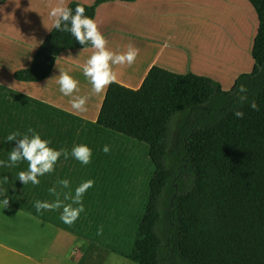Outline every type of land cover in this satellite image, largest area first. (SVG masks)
I'll return each instance as SVG.
<instances>
[{
  "label": "trees",
  "instance_id": "16d2710c",
  "mask_svg": "<svg viewBox=\"0 0 264 264\" xmlns=\"http://www.w3.org/2000/svg\"><path fill=\"white\" fill-rule=\"evenodd\" d=\"M103 1L70 0L66 6L73 12L83 6L93 19ZM249 1L259 19L254 62L229 89L210 76L154 64L137 88L110 84L96 119L89 121L0 84V161H7L16 146L7 136L19 132L22 138L29 128L50 148L70 153L83 144L92 152L88 165L61 156L54 171L38 177L35 186L18 179L19 172L28 170L27 161L0 166V200L6 196L9 204L28 213L106 242L113 236L129 238L117 227L137 196L127 256L138 264H264V0ZM87 47L91 45L79 44L70 32L52 27L29 66L15 69L12 76L41 81L60 52ZM241 86L246 91L240 92ZM242 95L247 99L240 103ZM253 101L258 110L250 107ZM236 110L244 113L242 119ZM129 142L146 148L148 169L141 190L134 184L140 162L127 150ZM61 179L69 181L68 189L60 188ZM87 180L94 184L83 195L84 211L73 225L60 220L62 208L36 211L37 200L56 199L49 188L55 186L64 200L63 193L74 194Z\"/></svg>",
  "mask_w": 264,
  "mask_h": 264
},
{
  "label": "crops",
  "instance_id": "0c3cea01",
  "mask_svg": "<svg viewBox=\"0 0 264 264\" xmlns=\"http://www.w3.org/2000/svg\"><path fill=\"white\" fill-rule=\"evenodd\" d=\"M10 1L13 0H8L4 6ZM69 1L63 0V3L67 5ZM78 1L91 4L95 0ZM59 3L60 0H47L44 6L34 8L27 22L22 19L19 22L12 21L5 13L0 15V34L5 40V45L0 47V84L5 85L2 73L4 66L16 62L10 68L12 73L17 68L29 66L33 52L52 28L48 13ZM198 6L199 2L195 0H105L100 3L93 20L107 40V48L123 53L131 44L139 49L130 67L112 66L116 81L137 88L149 68L156 64L178 73L190 71L210 76L218 80L223 89H229L243 71L232 64L220 65L215 50L222 46V55L226 47L233 51L234 46L230 44L233 37H210L215 40L213 43L201 40L198 30L200 17L194 13ZM186 9L191 13L186 14ZM18 45L24 49V53L16 48ZM93 51L92 47L63 50L57 56L50 74L32 83L48 81L49 86L55 88L60 71L67 72L74 61L78 63L84 60L83 65ZM86 88L87 105L91 109L83 113L70 110L72 99L54 95L44 99L36 94L35 98L79 118L94 121L105 92L93 94L89 82ZM12 89L30 96L34 94L22 88ZM122 256L128 257L127 251L123 255L118 248L111 247L103 240L87 238L11 204L3 208L0 203V264H124Z\"/></svg>",
  "mask_w": 264,
  "mask_h": 264
},
{
  "label": "clouds",
  "instance_id": "9594fccd",
  "mask_svg": "<svg viewBox=\"0 0 264 264\" xmlns=\"http://www.w3.org/2000/svg\"><path fill=\"white\" fill-rule=\"evenodd\" d=\"M49 18L52 20V27L58 31L70 32L75 40L81 44H90L94 50L91 56L82 66L83 75L91 84V90L93 94L99 95L106 92L107 87L114 83L117 79L116 73L113 71V65L131 66L134 64L136 57L139 54V49L129 44L127 50L123 53H116L107 48V40L101 34L98 29L97 23L85 15V9L83 6L77 5L74 12L71 8L67 7L63 0L55 7H52L48 13ZM59 85V91L64 96H73L74 92L78 91V82L73 79L71 75L66 71H60L57 79ZM240 92L246 91L243 86L239 89ZM247 99L246 96H240L239 102L243 103ZM87 96H75L71 101V108L76 112H86ZM254 110H258V106L253 101L250 105ZM234 115L238 119H242L244 113L236 110ZM31 133V136H29ZM21 134L19 132L10 133L6 140L7 142L16 141V146L11 150L7 161H0V166L13 167L20 161L28 162V170L18 173V179L24 184L31 183L32 185H38L40 180L38 177L44 176L54 171L56 162L61 156L65 160L71 156L82 165H88L91 163L92 152L86 145H76L71 149V152L67 149L56 150L48 146L49 142L42 140L41 137L29 128L22 138H19ZM104 153L110 151L109 147L105 145L102 149ZM5 182L7 178H4ZM61 189L69 188V181L61 179L57 181ZM94 181L87 180L82 182L75 188L74 194L71 192L63 193L64 200H70L71 203L65 204L64 200L60 199L61 192L57 191V188L53 186L49 188V194L56 197L53 202L39 201L34 203V207L37 212L42 210L55 211L62 208L60 220L69 226L73 225L79 218L80 213L84 211L82 202L83 195L91 188ZM3 208L8 207L9 199L5 196L2 201ZM73 205H76L74 207ZM103 234L102 226L97 229V235Z\"/></svg>",
  "mask_w": 264,
  "mask_h": 264
},
{
  "label": "rangeland",
  "instance_id": "374dc122",
  "mask_svg": "<svg viewBox=\"0 0 264 264\" xmlns=\"http://www.w3.org/2000/svg\"><path fill=\"white\" fill-rule=\"evenodd\" d=\"M8 0H0V15L3 13L9 15L12 21H30V16L34 12V8L42 7L46 4L47 0H13L8 3L7 6H4ZM199 2L198 9H194V13L199 15V24L198 30L200 31V39L205 41L209 40L213 43L215 40H212L210 37L222 36V38H231L233 37V42L230 44L234 46L233 51L227 50L225 58H230L232 66L236 69H241L244 71H249L252 68L254 58L252 55V48L254 43V38L257 34L259 27L258 14L254 6L249 0H195ZM4 9L6 12H4ZM186 14H189L187 9ZM22 17V18H21ZM0 34V47L5 45V40L1 37ZM11 47H15L13 44H9ZM18 50L24 53V49L19 45L16 46ZM1 52V48H0ZM82 62L81 60L77 63L74 61L71 65V68L67 70L68 74L73 77L78 82V91L73 93V96L65 97L59 91V85L55 81L54 87L49 86V82L42 83H32V82H18L15 81L12 77V66L16 62L10 63V65L4 66L3 77H5L4 84L12 88L20 90L21 88L26 92H33L32 96L36 97L41 96L44 99L51 98L50 95H54L60 98L73 99L75 96H86V86H88V80L83 75L82 72ZM225 62V61H223ZM87 83V84H86ZM229 88V87H228ZM86 103L87 111L91 108ZM73 110V109H70ZM75 111V110H74ZM130 154L138 156L140 162V175L138 179L134 182L137 188L141 185L140 181H143L148 158L145 154V146L143 144H136L129 142L126 146ZM148 169V168H147ZM143 174V175H142ZM142 187H140L141 190ZM138 197H134V202L128 206L129 215H126L122 220L121 224L117 227L121 232L128 235L129 238L124 236H113L112 238L106 239L108 245L118 248L123 255L126 254L129 245L135 235L134 225L136 222V201ZM121 259L124 260V264H138L137 262L131 260L126 256H122Z\"/></svg>",
  "mask_w": 264,
  "mask_h": 264
},
{
  "label": "bare ground",
  "instance_id": "6f19581e",
  "mask_svg": "<svg viewBox=\"0 0 264 264\" xmlns=\"http://www.w3.org/2000/svg\"><path fill=\"white\" fill-rule=\"evenodd\" d=\"M221 49H222V46H218V47L216 48V50H215V51H217V55H218L219 58H220L219 64L222 65V66H224V65H228V64H231L230 60L225 58L226 53H227V50H228L229 48L226 47V50H224L223 55H222V53H221ZM222 56H223V57H222ZM223 61H225V62H223Z\"/></svg>",
  "mask_w": 264,
  "mask_h": 264
}]
</instances>
